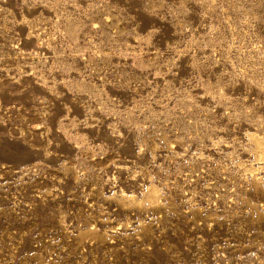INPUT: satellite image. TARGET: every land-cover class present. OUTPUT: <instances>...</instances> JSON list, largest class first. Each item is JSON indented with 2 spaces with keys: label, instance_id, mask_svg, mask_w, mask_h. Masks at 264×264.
I'll return each mask as SVG.
<instances>
[{
  "label": "rangeland",
  "instance_id": "374dc122",
  "mask_svg": "<svg viewBox=\"0 0 264 264\" xmlns=\"http://www.w3.org/2000/svg\"><path fill=\"white\" fill-rule=\"evenodd\" d=\"M0 264H264V0H0Z\"/></svg>",
  "mask_w": 264,
  "mask_h": 264
}]
</instances>
